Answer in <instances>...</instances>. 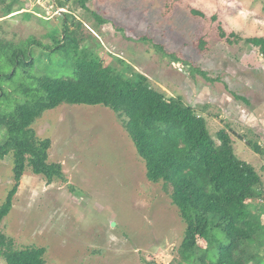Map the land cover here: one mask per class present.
I'll return each instance as SVG.
<instances>
[{
  "label": "rangeland",
  "instance_id": "374dc122",
  "mask_svg": "<svg viewBox=\"0 0 264 264\" xmlns=\"http://www.w3.org/2000/svg\"><path fill=\"white\" fill-rule=\"evenodd\" d=\"M9 7L21 10L6 15ZM87 7L78 0L0 4V40L22 49L16 75L1 80L0 111L11 113L32 99L24 91L36 88L41 77H75L78 60L95 53L103 66L124 75L134 68L169 96L182 97L207 118L218 142L217 132L226 129L236 155L255 166L264 184V57L256 46L229 43L219 31L264 37V0H90ZM78 22L83 24L77 29L84 39L80 47L63 39L64 23L76 29ZM0 59L1 73L13 72L14 66ZM32 127L40 139H51L49 162L61 163L65 177L48 183L27 168L13 208L0 224L15 248L45 247L46 264H169L175 259L187 224L165 183L148 180L145 161L112 109L62 104L45 111ZM5 138L0 126V142ZM248 140L263 153L253 151ZM12 160L10 155L0 159V206L13 185ZM0 264H7L1 254Z\"/></svg>",
  "mask_w": 264,
  "mask_h": 264
},
{
  "label": "trees",
  "instance_id": "16d2710c",
  "mask_svg": "<svg viewBox=\"0 0 264 264\" xmlns=\"http://www.w3.org/2000/svg\"><path fill=\"white\" fill-rule=\"evenodd\" d=\"M89 1L78 0L84 9H88ZM2 3L5 0H0ZM59 4L64 8L62 1ZM20 10L11 11L9 7L6 15ZM192 12L204 15L198 10ZM93 15L99 22H105L97 13ZM212 19L216 20L217 16ZM82 25L78 22L77 28L72 29L64 23L63 39L69 38L74 46L80 47L84 39L78 37L77 29ZM219 31L229 43L244 40L256 46L264 57V37L244 39L235 32L228 34L223 28ZM154 47L179 60L162 46L154 44ZM2 57L14 69L9 73L0 70V105L5 97L1 80L12 79L22 66L21 45L0 40ZM2 63L0 59V66ZM192 70L214 80L201 69ZM37 81L36 88L24 91L28 96L33 95L32 99L17 105L11 113L0 111V126L6 131L5 140L0 142V159L9 155L13 159V185L0 206V224L13 208L28 167L44 176L48 183L65 177L61 163L49 162L51 139H40L33 123L45 111L62 104L104 105L122 120L146 163L148 180L165 183L173 204L187 224L177 256L169 264H264L263 180L254 165L236 155L234 139L226 129L217 132L218 142L207 118L182 97L169 96L134 68L131 75H124L111 66H103L95 53L78 60L73 78L45 76ZM247 144L256 153H263L257 142L248 140ZM200 239L205 246L199 243ZM0 254L7 264H46L45 247L17 249L13 238L2 232L1 227Z\"/></svg>",
  "mask_w": 264,
  "mask_h": 264
}]
</instances>
